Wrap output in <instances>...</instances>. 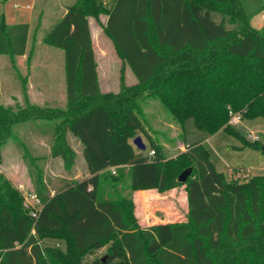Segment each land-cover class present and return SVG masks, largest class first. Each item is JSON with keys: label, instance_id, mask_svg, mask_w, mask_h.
<instances>
[{"label": "trees", "instance_id": "16d2710c", "mask_svg": "<svg viewBox=\"0 0 264 264\" xmlns=\"http://www.w3.org/2000/svg\"><path fill=\"white\" fill-rule=\"evenodd\" d=\"M262 12L264 0H113L111 6L78 0L71 6L44 38L65 53L66 109L0 107V144L14 124L32 116L54 121L51 157L73 168L72 133L84 147L89 176L52 195L38 173L41 206L29 210L0 175V264H264V176L226 180L201 143L166 158L141 109L153 97L180 124L181 137L193 119L210 135L225 130L258 147L260 141H248L229 122L231 112L264 117V27L251 24ZM100 14L108 16L104 32L138 81L128 86L122 76L118 93L101 92L89 20ZM226 19L237 29H227ZM29 32V24L9 25L0 16V55L23 56ZM142 134L151 139L150 158L132 143ZM188 168L193 173L181 183ZM181 186L186 221L139 225L133 193ZM105 247L103 257L92 258Z\"/></svg>", "mask_w": 264, "mask_h": 264}, {"label": "rangeland", "instance_id": "374dc122", "mask_svg": "<svg viewBox=\"0 0 264 264\" xmlns=\"http://www.w3.org/2000/svg\"><path fill=\"white\" fill-rule=\"evenodd\" d=\"M78 0H0V16L4 15L10 25L31 24L28 49L32 53L28 58L0 55V107L14 112L27 110L30 104H36L45 109H66L67 83L65 74V53L61 49L52 48L44 43L45 36L63 18L65 10L75 5ZM111 6L112 0H99ZM16 5L18 7H16ZM34 9H27L28 6ZM106 14L98 18L90 17L93 28V46L98 64V75L102 93H118L122 76L128 86V66L119 58L115 47L105 40L104 32ZM217 23L223 22L220 14L212 13ZM31 21V20H30ZM227 29H237L238 24L224 21ZM256 23V21H255ZM108 38V37H107ZM111 42V41H110ZM112 43V42H111ZM33 56V57H32ZM32 83H28V78ZM32 86V90L31 87ZM142 116L149 135L153 141L160 144L166 158L173 159L186 152L188 147L201 143L210 154V159L216 170L224 175L226 180L232 178H250L264 176V117L245 118L233 126L248 141L250 135L257 136L258 147L246 146L244 142L220 130L214 135L197 128L193 119L185 121L184 137L182 129L172 118L169 111L156 98H148L141 102ZM56 122L42 120L34 116L13 125V135L7 136L0 144V175L20 192L22 205L25 209L37 208L32 195L36 193L35 180L41 172L42 177H51L52 183L47 184V191L61 190L59 184L53 185V179L60 176L78 181L89 176L82 143L68 133L69 145L76 153L75 165L66 169L61 158L51 157L54 145ZM142 137L146 150L137 152L150 154L151 139L145 134ZM138 137V136H137ZM30 171H33L32 179ZM115 170H113L114 172ZM115 173V172H114ZM53 190V191H52ZM184 186L168 191L158 196L156 201L149 203L147 197L135 203V193L132 199L135 203V216L140 226H151L166 222H182L187 220L188 209L185 201ZM52 194V193H51ZM129 195V191L124 193ZM138 197V196H137ZM44 245L65 248L64 243L47 241ZM107 248H103L92 258L103 257Z\"/></svg>", "mask_w": 264, "mask_h": 264}, {"label": "crops", "instance_id": "0c3cea01", "mask_svg": "<svg viewBox=\"0 0 264 264\" xmlns=\"http://www.w3.org/2000/svg\"><path fill=\"white\" fill-rule=\"evenodd\" d=\"M36 2H37V0H34V5H36ZM113 2V0L111 1V3ZM112 5V4H111ZM16 7H18L17 5H16ZM34 6H28L27 7V9H34L33 8ZM68 9L69 8H67L66 10H65V13L68 11ZM33 19L34 18H30V20L29 21H27L26 23L27 24H29L30 25V31H31V24H32V22H33ZM107 20H108V17H106V20H105V25H106V23H107ZM255 21H256V23H255ZM9 24V23H8ZM251 24H252V26L255 28V29H257V30H261L263 27H264V12H262L261 14H259V15H257V16H255L253 19H252V21H251ZM10 25V24H9ZM17 25V24H16ZM90 29H91V33L93 34V26H92V21L90 20ZM29 37H30V32H29ZM29 37H28V42H27V49H26V53L23 55V56H18L17 58H28V57H30L31 56V52L29 51V49H28V46H29ZM92 38H93V36H92ZM106 39L105 40H107L109 43H110V45L113 47V45H112V43L110 42V39L109 38H107V37H105ZM33 57V56H32ZM99 71V70H98ZM127 78H128V84L129 85H135V84H137V78H136V75H134V73L132 72V70L130 69V67H128V76H127ZM28 83H32V78L31 77H29L28 78ZM31 88V90L33 89L32 88V86L30 87ZM34 105H36V104H34ZM53 159H56V158H53ZM88 177V175L87 176H85V177H83L82 179H80V180H78V181H81V180H83L84 178H87ZM45 181H46V183L47 184H51L52 183V179H51V177H48V178H45ZM74 180H72V179H70V178H68V177H65V176H60L58 179H53V185H55V184H59V185H61V184H64V183H71V182H73ZM172 191H174V190H172ZM54 193H55V191H53L52 192V195H54ZM135 198H134V200H135V203L137 204V202L140 200H142V198L143 197H147L148 198V202L149 203H151L152 201H156L157 200V198H158V196H161L162 194H160V193H158L157 192V190H144V191H137V192H135ZM185 195V201H186V205H187V209H188V202H187V194L185 193L184 194ZM138 196V197H137ZM186 221V220H185ZM182 222H184V221H182ZM166 223H173V222H166ZM152 226V225H151ZM142 227H150V226H142Z\"/></svg>", "mask_w": 264, "mask_h": 264}, {"label": "built area", "instance_id": "2783aa9c", "mask_svg": "<svg viewBox=\"0 0 264 264\" xmlns=\"http://www.w3.org/2000/svg\"><path fill=\"white\" fill-rule=\"evenodd\" d=\"M242 120H243V118H242L241 113L231 112V119H230L229 123H230V125H232V127L238 125ZM249 139L251 140V142L259 141V138L257 136H253V135H250ZM153 154H154V152L151 151L148 157L150 158ZM32 198H34V200L36 201V204L38 205L37 208L40 207L41 206L40 198H38V196L36 194L32 195ZM37 215H38L37 210H33L32 216L36 217ZM32 234H35L34 230L32 231Z\"/></svg>", "mask_w": 264, "mask_h": 264}, {"label": "water", "instance_id": "95a60500", "mask_svg": "<svg viewBox=\"0 0 264 264\" xmlns=\"http://www.w3.org/2000/svg\"><path fill=\"white\" fill-rule=\"evenodd\" d=\"M134 145L136 146V148H138L141 151L146 150V145L143 142L142 137L138 136L136 137V139H134ZM262 149L264 150V146L262 147ZM193 173V169L192 168H188L186 169L179 177V181L181 183H186L187 180L189 179V177L191 176V174ZM103 260H105V257L103 258Z\"/></svg>", "mask_w": 264, "mask_h": 264}]
</instances>
